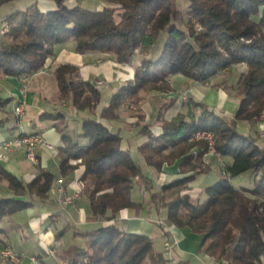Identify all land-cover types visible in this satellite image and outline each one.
I'll return each instance as SVG.
<instances>
[{
	"label": "trees",
	"instance_id": "obj_1",
	"mask_svg": "<svg viewBox=\"0 0 264 264\" xmlns=\"http://www.w3.org/2000/svg\"><path fill=\"white\" fill-rule=\"evenodd\" d=\"M7 1L0 0V5ZM53 1V9L41 10L34 1L2 19L7 30L0 37V75H31L53 54L55 44L72 39L76 51L111 52L118 62L131 61L136 49L144 55L133 78L104 105L101 118H116L120 104L140 98L143 89H167L166 77L171 74L203 81L245 63L246 71L235 88L238 107L227 115L189 97L185 112L162 120L160 134H153L146 124L139 127L138 132L148 136L138 146L148 164L160 168L164 162L179 159V171L192 172L162 184L158 190L129 148L123 147L119 130L95 116H84L78 133L73 134L65 130L66 110L42 112L40 117L53 120L63 141L57 149V172L41 169L30 181H24L0 165V180L6 181L8 190L0 193V236L13 228L8 216L46 202L54 180L58 176L70 178L82 164L90 213L87 220L104 217L107 222L85 230L64 222L55 240L72 229L74 235L85 238V246L73 243L57 250L63 264H167L168 258L154 247L152 236L117 225L114 219L124 208L137 215L146 212V216H150V208L158 213L165 208L164 223H156L161 234L170 238L171 225L201 233L198 249L220 264L264 263V145L255 135L237 128L238 121H255L264 111V0H186L185 12L178 0H107L118 6L102 9ZM194 22L200 26L198 31L193 29ZM159 42L158 53L145 56ZM53 74L59 102L79 111H92L100 102L99 89L79 76L78 65L58 63ZM11 99L0 94V127L8 121ZM197 128L213 133L216 151L229 161L224 172L201 189L203 198L195 199L188 190L189 182L206 172L201 161L205 143L188 141ZM195 146L198 149L194 150ZM75 159L80 162L72 163ZM247 171L254 177L253 184L234 185L232 178ZM135 184L148 192L150 208L131 198Z\"/></svg>",
	"mask_w": 264,
	"mask_h": 264
},
{
	"label": "crops",
	"instance_id": "obj_2",
	"mask_svg": "<svg viewBox=\"0 0 264 264\" xmlns=\"http://www.w3.org/2000/svg\"><path fill=\"white\" fill-rule=\"evenodd\" d=\"M11 2L14 9H16L30 4L33 0H27L23 5L20 0H10L3 3L1 7ZM44 5L45 7H41V10L54 8L53 1L45 0ZM7 6L4 7L3 10L9 9L11 5L9 7ZM12 10H7L5 13L7 14ZM62 62H70L78 65L79 76L84 80L93 81L96 77L101 76L106 77L109 80L106 85L102 87L98 86L101 94V102L98 104L99 108L97 107L98 111L96 110L94 113L90 110L79 111L75 108L66 107V103L64 102L57 103L56 98L58 88L53 75V68L58 63ZM123 68L125 67L121 66L113 57H104V55L98 52L76 51L75 43L70 39L55 44L53 54L48 56L43 67L37 72L22 78L12 75L0 76V94L12 98L7 105L9 111L8 121L4 126L0 127V142L10 139L18 134L16 128L17 117L13 112V108L15 105L21 104L23 107L22 119L24 125H26L28 130L41 133L45 139L55 147L54 149L47 147L39 148L36 151L38 157L37 164H33L27 160L24 149L22 147H17L5 152V158L0 159V165H2L8 172L16 175L24 181H30L40 172L41 169H49L57 172L59 160L57 149L63 144V141L60 133L55 129L53 120L40 117V114L55 109H63L67 111L66 119L68 124L65 127L67 132L73 134L78 133L81 118L84 116H95L109 128L119 130L123 136V147H128L131 153L135 152V158L142 166H144L145 161L139 153L138 146L147 138L143 134L138 133L135 135V132H138L139 128L135 132H127L126 130H123L120 123L115 119H105L100 117V110L108 102L111 94L123 82L124 72L119 70ZM194 98L201 100L210 106H215L217 104L218 94L216 90L210 88L207 91H204L203 97L196 95ZM223 107L230 111H235L237 104L230 99L224 102ZM178 161L179 160H176L170 165L165 164L164 170L171 173L174 172L178 167ZM82 170V165H79L71 174L70 178H62V176L57 177L63 179L62 184L65 186L67 192L74 193V187L77 183V181L75 182V179L81 174ZM57 186L58 184L56 180H54L51 189L49 190V199L46 202H39L32 207L19 210L6 218L9 219L10 224L13 223V228L10 229L6 236H0V247L3 244H7L21 253L30 251L31 255L33 254L37 256L38 263L45 264L46 258L51 256L50 254H46V248H55L59 251L60 248H66L73 243L78 245L81 240L80 236L72 233V229L64 233L60 240H55V233L61 228L64 222L68 221L71 225L77 228H79V225L81 224H85L91 228L95 224L99 225L105 222V220L100 218L92 221L87 220V216L90 214L88 210V202L87 199L84 200L82 197L75 199L73 203L63 207L64 205L59 200V194L56 189ZM0 193H8L5 180H0ZM131 197L135 201H142L144 198L138 188H133ZM152 212L153 210L151 213ZM150 216H144L143 213L137 215L133 209L124 208L117 213L116 222L117 225L125 231L137 232L155 237L157 233H153V231L156 226L153 223V218ZM162 218H164V216H162ZM4 224L5 221L2 222V225ZM170 230L171 240L174 242L172 249H174L183 238H186L185 234H189V228L187 226L182 228L171 226ZM165 239V236H163V242ZM203 254L210 264H220L219 261L207 253L204 252ZM52 257L55 258L52 264H63L59 257L54 255ZM173 259L176 260V258ZM0 264H30V262L24 260L18 263H11L0 259Z\"/></svg>",
	"mask_w": 264,
	"mask_h": 264
},
{
	"label": "rangeland",
	"instance_id": "obj_3",
	"mask_svg": "<svg viewBox=\"0 0 264 264\" xmlns=\"http://www.w3.org/2000/svg\"><path fill=\"white\" fill-rule=\"evenodd\" d=\"M26 1L27 0H20L22 5L25 4ZM34 1L37 2L40 9L43 6L45 7V5H44L45 0H33V2ZM47 1H53V0H47ZM33 2H31V3H33ZM64 2L68 6H74V5L79 4L85 8H89V9H102L106 5L118 6V4L109 3L107 0H65ZM53 3H54V7H56V4L54 1H53ZM30 4H28V5H30ZM1 5H0V37L7 30V27L2 23V19L8 14V13L6 14L5 12L7 10L8 11L12 10V9L15 10L14 7L12 6V2L5 4L6 6L8 5L7 7H9L11 5L9 7V9L3 10V8L6 6L3 5L1 7ZM28 5H26V6H28ZM26 6H24V7H26ZM178 6L180 9H182L183 12H185V10L187 8L186 0H178ZM24 7H22V8H24ZM16 9H18V8H16ZM115 17H116V19L119 18L118 9H117V12H115ZM192 26H193V29L195 31H198L200 29L199 24L196 22H194L192 24ZM160 45H161V42H159L155 48L151 49L150 53H146L145 56L156 55L158 53V51L160 50ZM91 52H98V53H101L102 55H104V57H113L115 59V55L111 52H103L100 50H93ZM142 56H144V55L141 54L138 49H136L134 57L129 62H118L115 59L118 63H120L121 66L125 67L123 69H119L122 72H124V79L122 80L123 82L116 88V90L121 85L126 84L128 80L133 78L135 66L137 64H139L140 58ZM44 64H45V62H44ZM245 71H246V64L245 63L234 64L231 66L230 69L221 70L220 72H218L214 76H212L206 80H203V81H196V80L190 79L181 73L171 74L168 77H166V81L168 83L167 89L159 90V89L152 88V89L141 90L139 93L140 98H138L136 100H132V99L131 100H124L120 104L119 108L117 109L118 116L116 118H113V119H115L117 122H119L121 127L123 128V130H126L127 132H132V131L135 132L139 127L146 124L148 126L149 130L153 134L158 135L162 132V120H164V119L169 120L172 117H174L177 113L185 112L186 111V101L188 100L189 97H194V96L196 97V95L199 97H203L204 91H207L210 88L216 90L217 94H218L217 104L215 106H211V107L218 110L219 112L224 113V114L232 115V114H234V112L236 111L237 108L235 109V111H230V110L223 107L224 102L226 100L232 99L233 101L236 102L237 107H238L239 99L235 95V88L238 84V81L240 79L241 74L244 73ZM0 76H4V75H0ZM22 77H25V76H22ZM22 77H20V78H22ZM91 82H93L94 85L98 88V86L102 87V86L106 85L109 82V80L106 77L101 76V77H96ZM193 93H195V94H193ZM112 94H111V96H112ZM56 101H57V103H62V102H59L57 100V98H56ZM100 102H101V99H100ZM64 103H66V107L67 106L71 107V106H69V104L67 102H64ZM98 104L94 108V110H92V111L90 110L92 113L96 112V110L98 111V108H99ZM71 108H74V107H71ZM86 110H88V109H85V111ZM22 118H23L22 115L17 117L16 128L18 127V119H20L21 123H22ZM24 126H26V125H24ZM237 128L242 132L255 135L257 137L258 143L260 145H264V111H261L258 119L255 121H246V120L238 121L237 122ZM155 130H157V131H155ZM196 130H199V128H197ZM200 130H207L206 132L209 133V135L207 136V134H204V135L200 134V136H199L200 139H199V137L192 136L193 131H194L193 130L191 132L189 138H188L189 142L203 141L206 145V147H205L206 151H204V153L202 154V157H201L202 167L206 168L205 169L206 172L197 174L196 177L189 182L190 188L188 190L192 193V195L195 199H198V197H200V196L203 198L204 194L203 193L200 194L201 189L204 188L206 185L213 183L218 178V176L224 172V164L227 161H229L227 157L222 156L219 152L216 151V149L213 145V133L208 129H201L200 128ZM138 133L139 132H135V135ZM139 134H141V133H139ZM144 136H146V138L148 139L147 135H144ZM192 139H194V140H192ZM145 141H143V142H145ZM195 149H198V148L195 146L194 150ZM139 153H140V151H139ZM132 156L134 158L136 157L135 152L134 153L132 152ZM141 156L143 157L142 154H141ZM143 160H144V157H143ZM177 160H179V159H177ZM71 162L72 163H76V162L79 163L80 159H75V160H72ZM37 163H38V157H37L36 163H33V164H37ZM178 163H179V161H178ZM165 164L170 165L172 163L164 162L160 168H156L155 166L148 164L145 161L144 166H142L143 171L153 178L154 188L156 190H158L162 184L168 183L173 179L180 178V177H183V176H186V175L192 173L191 171H188L186 173H182L179 171V167H177V169L171 173L169 171L164 170ZM79 165H82V164H79ZM82 167L84 170L83 165H82ZM83 170H82L81 174H79L77 176V178L75 179V182L77 181L75 187L73 186L74 192L75 191L78 192V196H76L75 199H79L81 197L84 200L86 199L85 181L81 178ZM253 181H254V177L250 174L249 171L243 172V173L232 178V182L236 186H239V185L250 186L253 184ZM62 183H63V179H62ZM62 187H63V190H66L65 186L63 184H62ZM133 188H135V189L138 188L141 191L142 195L144 196L142 201H137V202H142V204L144 205L145 208H147V207L150 208L149 203H148L149 194L147 191L144 190V187L141 185L135 184V187H133ZM133 188H132V190H133ZM132 190H131V192H132ZM130 196H131V193H130ZM67 205H69V204H66V205L64 204L63 207H66ZM150 210L152 211L151 208H150ZM142 213L144 216H146L145 215L146 212L142 211ZM162 216H164V218L166 216V209L165 208L161 209L159 213L156 211H153L151 213L150 217L153 218V223L156 226L153 233H157V235L155 237H153V245L156 249H160V250L164 251L163 235L159 234L162 232L156 224V223H164L163 222L164 218H162ZM100 219L105 220L104 217H102ZM115 221H117V218ZM105 222H107V220H105ZM93 226H97V225L95 224ZM171 226H175V225H171ZM171 226L169 227V230L171 229ZM80 228L85 229V228H89V227L86 226L85 224H81V225H79V229ZM170 232H171V230H170ZM185 237L186 238L185 239L183 238L181 240V242L178 245H176L175 248L172 249L169 253L164 252L165 256L168 258L167 264H210L209 261L205 259L204 254H203L204 252H202L198 249L200 241L202 239V234L199 232L192 231L189 228V234H185ZM78 245L85 246V238L81 237V240L79 241ZM48 249L49 248L45 249L46 254H49ZM15 251H17V250H15ZM17 252H20V251H17ZM26 252H22V254H21L22 258H21L20 262L26 260V261H29L30 264H35L30 260V256H31L30 251H26ZM34 256L37 258L36 255H34ZM52 256L53 255L46 258L45 264H52L53 263L55 258ZM54 256L58 257L56 249L54 252ZM173 258H176L177 261L174 260ZM0 259L11 262L7 259L2 258L1 256H0ZM37 261H38V258H37ZM11 263H13V262H11Z\"/></svg>",
	"mask_w": 264,
	"mask_h": 264
},
{
	"label": "built area",
	"instance_id": "obj_4",
	"mask_svg": "<svg viewBox=\"0 0 264 264\" xmlns=\"http://www.w3.org/2000/svg\"><path fill=\"white\" fill-rule=\"evenodd\" d=\"M17 110L19 111V115L23 116V107L21 104L15 105ZM18 134L10 139L3 140L0 142V159L5 158V152L12 150L17 147H22L24 149L25 157L27 160H34V150H38L41 147H47L50 149H54L53 144L48 142L43 135H40L39 132L28 130L26 126H24L23 119L22 123H18L17 127ZM207 134L206 131H202ZM56 182L57 192L59 194V200L64 205L72 203L76 196H78V192L68 193L66 190H62V178H57ZM174 242L171 240V237H166L164 241V252L169 253L173 248ZM55 249L49 248L48 253L50 255H54ZM21 252L15 251L11 246L6 245L0 247V256L4 259H7L11 262L18 263L20 262L22 256ZM30 260L33 263H38L37 258L34 255L30 256ZM40 264V263H38ZM254 264H264L261 262H255Z\"/></svg>",
	"mask_w": 264,
	"mask_h": 264
},
{
	"label": "bare ground",
	"instance_id": "obj_5",
	"mask_svg": "<svg viewBox=\"0 0 264 264\" xmlns=\"http://www.w3.org/2000/svg\"><path fill=\"white\" fill-rule=\"evenodd\" d=\"M13 112H14V114L16 115V117H18V116H21V115H19V111L17 110V108H16V106H14V108H13ZM18 123H21V120H19L18 119ZM202 131H207V130H194L193 131V135L192 136H196V137H199L200 136V134H202V135H204V134H206L205 132H202ZM41 135V134H40ZM209 135V133H207V136ZM206 138V137H205ZM198 139V138H197ZM199 139H200V137H199ZM192 140H194V139H192ZM212 144V143H211ZM36 151L37 150H34V159H36L37 160V155H36ZM30 162H32V163H36V161H34V160H29ZM62 190H63V187H62Z\"/></svg>",
	"mask_w": 264,
	"mask_h": 264
}]
</instances>
